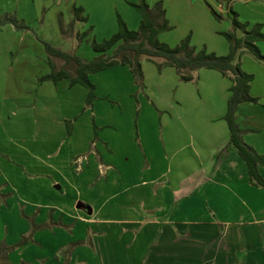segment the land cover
<instances>
[{
	"label": "crops",
	"instance_id": "crops-1",
	"mask_svg": "<svg viewBox=\"0 0 264 264\" xmlns=\"http://www.w3.org/2000/svg\"><path fill=\"white\" fill-rule=\"evenodd\" d=\"M261 1L257 3L264 7ZM254 12L248 22L261 23L264 31V14ZM260 46L264 49V40ZM205 69L199 70L195 92L197 103L208 110L205 126L190 121L165 125L146 136L145 143L139 129L138 137L134 128L126 137L107 118L111 112L124 114L121 99H112L120 109L108 102L113 93L129 96L130 107L137 108L133 94L138 88L129 65L90 75L98 98L84 111L88 93L84 85H71L69 79L53 82L60 122L71 119L73 128L69 133L66 125L64 135L55 137L62 162L59 168L55 162L54 174L41 170L43 183L25 178L18 193L9 173L2 172L0 186L7 187L10 196L0 190V251L6 247L16 263L60 264L63 260L52 259L58 249L89 238V244L74 249L71 264H111L110 254H116L120 264H264V189L252 182L246 161L230 143L224 119L232 81L217 70ZM255 70L262 78L257 86L253 78L250 94L264 99V65L257 64ZM105 73L111 74L99 76ZM47 81L51 80L43 83ZM225 88L229 91L224 99L215 98L222 108H215L214 97ZM139 97L140 108L142 93ZM255 102L239 106L237 121L243 140L264 154V112H255L254 104H248ZM94 119L100 127L95 140ZM25 164L35 165L29 160ZM63 165L73 180L63 177ZM259 171L264 178V166ZM66 184L80 194L63 202ZM79 203L90 212L78 209ZM75 220L86 229L81 237L76 228L67 231L62 226Z\"/></svg>",
	"mask_w": 264,
	"mask_h": 264
},
{
	"label": "rangeland",
	"instance_id": "rangeland-1",
	"mask_svg": "<svg viewBox=\"0 0 264 264\" xmlns=\"http://www.w3.org/2000/svg\"><path fill=\"white\" fill-rule=\"evenodd\" d=\"M138 1L0 0V20H3L0 24V161L3 160L0 166V176L2 172L9 173L13 187L18 193L21 190V184L26 182L25 178L28 179L29 177L32 184L43 183L44 176L41 170L47 169L49 173L54 174L55 162L57 168L62 162V160L58 161L57 158L58 154L55 148L58 142H56L55 137L64 135L62 132L67 125V120L64 118L63 122H60V105L53 82L43 83L40 77L52 71L50 60L56 69L66 68L71 73H75L77 65L75 62L67 63L65 60L53 56L46 43L55 48L75 53L84 60L90 61L99 54L91 46V41L93 39L102 41L116 33L119 30L118 15L126 21L130 29H139L141 14L130 4V2ZM146 1L151 6L162 1L166 10V17L172 26L170 30L159 34L160 41L170 46H176L181 40L189 36L191 44L198 50L206 48L207 51L215 52L218 55H226L230 52L229 41L221 33L232 29L228 14L229 8L236 11L239 19L248 23L249 27L255 25H251L247 20L251 10H255L254 13L258 16L264 14V7H260L257 3L263 2L261 0H235L229 5L222 0ZM74 5L84 8L88 18L86 21H73ZM210 7L222 15L220 20L216 18ZM6 17L11 19L5 20ZM13 19L15 22L12 21ZM79 32H86V36L81 41L77 37ZM260 42L262 41H259L258 45L264 53V49L261 47L263 45L261 43L260 46ZM78 43L80 44L79 47ZM111 53L112 50L108 52V55ZM237 61H240L244 71L254 75L256 86L260 84L262 75L257 76L253 71H256L257 64L263 66L264 61L258 60L249 51H244L236 58ZM141 62L144 74L143 84L139 85L134 80L138 89L133 96H137L139 100L141 99L139 95L142 93V106L139 108L137 104L136 109L130 107L129 96L126 97L121 92L113 93L114 98H107L108 102L118 106L112 99H121L122 102L119 100L120 105L123 103L125 107L123 106V115H118L116 112L108 113L109 121L123 130L126 137L130 136L132 128L135 129V135L137 131L136 137H138L139 129L140 132L142 131L144 143L146 136H151L152 132L161 130L165 125H181L190 121L191 125L194 123L200 127L205 126L207 122L205 121L206 111L208 110L205 105H199L196 100L200 76L198 75L197 79L192 81H184L174 67L166 66L159 69L155 63L145 57ZM211 71L217 72L216 70ZM110 74L105 73L99 76L108 77ZM224 78L229 80L228 77L224 76ZM206 79L203 80L207 81ZM204 85L207 83L204 82ZM259 88H261L260 85ZM228 91L225 88L221 96L216 94L213 100L215 108L220 106L222 108V105L219 104L218 106V100L215 101V98L218 96L220 99H224V95H227ZM127 98L128 100H126ZM256 102L248 104H254L253 110L255 112L263 113L264 99L262 97L257 98ZM118 108L120 109L119 106ZM96 121L94 119V125L99 127L98 121ZM263 121L264 118H262ZM49 139L51 141L46 142ZM8 158L13 161L9 162ZM27 160L35 165H23ZM38 161L43 162L42 166L40 165L41 162L35 163ZM59 171H57L58 176L60 175ZM62 172L64 178L73 180V175H70L66 165H63ZM21 177L22 180H20ZM58 183L60 182L58 181ZM70 186L66 184L67 192L64 196L61 194L63 202L72 200L80 194ZM0 190L6 196H10L7 187L0 186ZM56 190L55 188L54 191ZM8 199L9 197L6 200ZM79 206L78 209L84 210ZM83 212L86 214V211ZM62 226L67 231H70V227L76 228L78 237H81L86 230L77 224V220L73 224L68 222V225L62 224ZM109 226L111 227V225ZM111 234L113 236V232ZM86 237H90V232ZM30 240L34 243L32 239ZM88 240L89 238L64 244L56 251L57 255L54 258L52 256L53 261L54 259L56 261L63 260L60 264H71V256L75 250L82 245L89 244ZM5 249L7 248L3 247L2 250L4 251H0V264L29 263H16L10 260ZM47 252L50 254V247ZM110 256L111 264H120L116 254L115 257L114 254H110Z\"/></svg>",
	"mask_w": 264,
	"mask_h": 264
},
{
	"label": "trees",
	"instance_id": "trees-1",
	"mask_svg": "<svg viewBox=\"0 0 264 264\" xmlns=\"http://www.w3.org/2000/svg\"><path fill=\"white\" fill-rule=\"evenodd\" d=\"M228 5L235 0H222ZM141 14V23L139 29L132 30L128 27L126 21L118 15L119 30L112 36L97 41L93 39L91 46L98 52V56L87 61L77 54L64 51L46 43L47 48L53 56H57L67 63L75 62L77 67L75 73H71L66 68L56 69L54 63L50 60L52 71L42 77L41 81L51 80L58 82L62 79H69L70 84L80 83L87 90L86 106L83 111L92 106L93 101L98 98L96 95V84L91 80L90 75L111 68L116 65H129L131 72L137 84H143L142 59L145 57L155 63L159 69L169 66L176 68L180 78L184 81L197 79L199 70L202 68L214 69L232 81L230 87L231 94L227 101V111L224 116L229 130L230 143L237 149L240 156L246 161L248 172L252 182L264 189V178L259 167L264 166V154L259 153L251 144L242 138V129L237 121V111L239 106L246 101H257L256 97L250 94L251 81L254 75L244 71L240 61L236 58L244 51H249L258 60L264 61V53L261 51L258 42L264 40L263 25L256 23L249 27L248 23L242 22L239 15L232 8H229L228 14L231 20L232 29L222 31L230 44V52L226 55H218L215 52H209L206 48L197 49L191 44L190 37H186L176 46L160 41L159 34L170 30V25L163 2L158 1L151 6L146 0L130 2ZM217 19L222 15L214 8L210 7ZM74 22L86 21L87 15L82 6L74 5ZM11 18L6 17L5 20ZM12 21L15 22L13 19ZM3 20H0V24ZM86 36V32L78 33V40L81 41ZM112 53L108 55V52ZM137 104L139 100L136 96ZM82 111V112H83ZM68 132L71 133L73 121L67 120ZM98 126L95 125V139H97Z\"/></svg>",
	"mask_w": 264,
	"mask_h": 264
},
{
	"label": "water",
	"instance_id": "water-1",
	"mask_svg": "<svg viewBox=\"0 0 264 264\" xmlns=\"http://www.w3.org/2000/svg\"><path fill=\"white\" fill-rule=\"evenodd\" d=\"M79 207L87 209L90 212V208L88 206L84 205L83 203H81Z\"/></svg>",
	"mask_w": 264,
	"mask_h": 264
}]
</instances>
